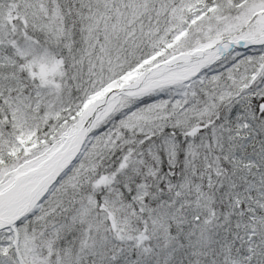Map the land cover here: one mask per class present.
Instances as JSON below:
<instances>
[{
	"label": "snow or ice",
	"instance_id": "6c2138e0",
	"mask_svg": "<svg viewBox=\"0 0 264 264\" xmlns=\"http://www.w3.org/2000/svg\"><path fill=\"white\" fill-rule=\"evenodd\" d=\"M0 264H264V0H0Z\"/></svg>",
	"mask_w": 264,
	"mask_h": 264
}]
</instances>
